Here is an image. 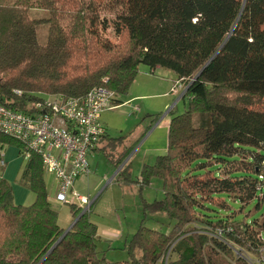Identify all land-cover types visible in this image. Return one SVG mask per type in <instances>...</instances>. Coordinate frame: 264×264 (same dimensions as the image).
Masks as SVG:
<instances>
[{
	"label": "trees",
	"instance_id": "1",
	"mask_svg": "<svg viewBox=\"0 0 264 264\" xmlns=\"http://www.w3.org/2000/svg\"><path fill=\"white\" fill-rule=\"evenodd\" d=\"M4 2L0 103L8 109L32 114L51 96L82 99L96 88L112 92L117 105L141 65L173 72L188 101L168 123L166 153L141 169L139 189L156 178L162 198L143 200L126 260L99 255L92 206L81 214L70 205L75 223L63 237L41 159L31 154L18 181L32 204L16 205L0 179V264H264V222H236L235 212L222 218L212 209L264 199V0ZM36 8L48 12L45 45L36 37L40 21L28 15ZM9 145L21 153L0 134V149ZM158 214L173 222L168 233L144 226Z\"/></svg>",
	"mask_w": 264,
	"mask_h": 264
},
{
	"label": "rangeland",
	"instance_id": "2",
	"mask_svg": "<svg viewBox=\"0 0 264 264\" xmlns=\"http://www.w3.org/2000/svg\"><path fill=\"white\" fill-rule=\"evenodd\" d=\"M3 1L11 4L14 0ZM110 1L107 0L108 7ZM104 13L111 15L108 9H105ZM28 15L31 19L40 21L36 27V37L40 45H45L48 24L42 20L48 18V12L36 8L28 10ZM109 35L114 40L111 34ZM161 74L157 72L151 74L146 66H139L138 75L127 95L120 98L121 103L111 105L102 112L101 122L106 127L110 139L115 140L116 151L119 152V148L126 147L129 154L120 166H116L110 161L108 155L99 153L94 160L92 174L82 182L85 187L82 194L93 202L89 217L97 227V251L110 263L127 259L124 248L144 218L143 200L153 202L162 198L161 182L158 179H152L149 185L141 190L140 183L136 184V182L139 181L142 167L154 164L158 156L166 153L168 123L173 116L181 115L186 110L188 99H182L183 89L179 85L176 87L175 74L171 71L169 75H166L168 77H165L164 73ZM7 151L14 155L15 146L9 145ZM20 160L22 166L19 170H22L26 161L22 157ZM125 161L123 174L116 176L118 174L116 172ZM14 176L17 178L9 184L15 182L26 198H30L26 205L32 204L33 194L20 185L17 174ZM52 177L54 178L43 170L46 183L48 179L52 181ZM125 179L129 182L121 183ZM120 180L123 181L118 182ZM48 191L51 206L59 213V223L62 227L68 228L71 223L70 205L56 203L55 193L51 188H48ZM263 200L251 201L243 207L239 203L225 200L229 206L228 209L217 207L212 209L222 218L229 217L235 212L233 220L236 222L263 223ZM172 225L173 222L162 214L149 215L144 222L145 227L162 233H168Z\"/></svg>",
	"mask_w": 264,
	"mask_h": 264
},
{
	"label": "built area",
	"instance_id": "3",
	"mask_svg": "<svg viewBox=\"0 0 264 264\" xmlns=\"http://www.w3.org/2000/svg\"><path fill=\"white\" fill-rule=\"evenodd\" d=\"M114 98L104 88L93 89L82 99L53 96L38 102L32 114L10 110L0 103V134L20 144L25 161L31 154L38 155L43 169L56 180L55 201L74 205L81 214L89 212L93 202L76 192L74 185L90 174L87 157L105 135L100 118ZM2 153L0 149L1 166Z\"/></svg>",
	"mask_w": 264,
	"mask_h": 264
},
{
	"label": "crops",
	"instance_id": "4",
	"mask_svg": "<svg viewBox=\"0 0 264 264\" xmlns=\"http://www.w3.org/2000/svg\"><path fill=\"white\" fill-rule=\"evenodd\" d=\"M155 72H157L159 75L161 73H164L165 77H168L166 75H169V73H170V71L163 70V69H160V68H156L154 70V73H152V74H155ZM100 120H101V118H100ZM102 125H103V123H102ZM105 130H106L105 135L99 141V143L97 144L96 148L92 152H90V154L87 157L88 163H89V167H90V174L88 176L80 177L76 181V183L74 185V190L76 192H78L83 197H85V196L82 194V192H83L82 190L85 189V187H84V185H82V182L84 181V179H88L90 177V175L92 174V171L94 170V160L96 159V157H98L99 153H104V154L108 155L110 161L113 162L115 165H117L116 161L119 160V158L122 156V154H123V152L125 151V148H126V147L122 148V149L119 148L118 149L119 152H117L116 151V143H114V141L110 140V137L108 135L106 127H105ZM7 149H8V146H4L3 149H2V152H3L2 153L3 154L2 155L3 166L0 165V179L3 178L4 180H6L9 183V182H13L12 180H14V178H17V176H14V175H16V174L18 176L20 175L22 170H19V169L22 166V163H21V160H20L21 155L19 153V149H17L15 147L14 155L9 154ZM19 160H20V162H19ZM124 163L126 164V161ZM124 163H123V165H124ZM116 173H118V172H116ZM116 176H117V174H116ZM51 180L52 181H49V179H48L47 183L45 182L46 188H47V194H48L49 203H50V197H49L48 188H51L55 194H56V191H57V183H56L55 178L52 177ZM103 181H104V179H103ZM111 181H113V179ZM10 186H11V190H12V193H13L14 203L16 205H26V202H28L30 198L29 199L26 198V196L21 192V190L18 189V186L16 185L15 182L10 184ZM85 198L87 199V197H85ZM56 203H58V202H56ZM50 205H51V203H50ZM92 208H93V205H92ZM55 211L57 212V214H59L57 210H55ZM71 224H72V217H71L70 226H71ZM60 225H61V223H60ZM68 228H65V229H68ZM125 241H126V239L124 240V242Z\"/></svg>",
	"mask_w": 264,
	"mask_h": 264
},
{
	"label": "water",
	"instance_id": "5",
	"mask_svg": "<svg viewBox=\"0 0 264 264\" xmlns=\"http://www.w3.org/2000/svg\"><path fill=\"white\" fill-rule=\"evenodd\" d=\"M75 221H76V220H75ZM74 223H75V222H73L72 225H71L68 229H66L65 233L63 234V237H64V235H65L68 231H70V229L72 228V226H73ZM61 239H62V237H61ZM59 241H60V240H59Z\"/></svg>",
	"mask_w": 264,
	"mask_h": 264
}]
</instances>
